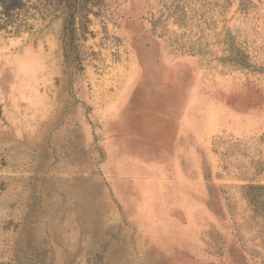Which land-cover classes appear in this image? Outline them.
Wrapping results in <instances>:
<instances>
[{"label": "rangeland", "instance_id": "rangeland-1", "mask_svg": "<svg viewBox=\"0 0 264 264\" xmlns=\"http://www.w3.org/2000/svg\"><path fill=\"white\" fill-rule=\"evenodd\" d=\"M0 30V264H264V0H58Z\"/></svg>", "mask_w": 264, "mask_h": 264}, {"label": "trees", "instance_id": "trees-1", "mask_svg": "<svg viewBox=\"0 0 264 264\" xmlns=\"http://www.w3.org/2000/svg\"><path fill=\"white\" fill-rule=\"evenodd\" d=\"M55 1V0H52ZM62 5L61 14L64 15L65 23L70 24L73 21V9L85 0H58ZM28 0H0V30H7L8 27L14 28L15 32H18L24 21L17 18L22 13H26L29 8L27 4Z\"/></svg>", "mask_w": 264, "mask_h": 264}]
</instances>
